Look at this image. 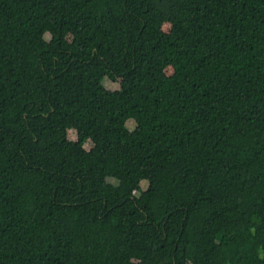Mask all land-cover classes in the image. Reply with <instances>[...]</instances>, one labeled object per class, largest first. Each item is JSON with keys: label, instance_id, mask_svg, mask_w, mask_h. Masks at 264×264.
Masks as SVG:
<instances>
[{"label": "trees", "instance_id": "1", "mask_svg": "<svg viewBox=\"0 0 264 264\" xmlns=\"http://www.w3.org/2000/svg\"><path fill=\"white\" fill-rule=\"evenodd\" d=\"M0 264H264V0H0Z\"/></svg>", "mask_w": 264, "mask_h": 264}, {"label": "rangeland", "instance_id": "2", "mask_svg": "<svg viewBox=\"0 0 264 264\" xmlns=\"http://www.w3.org/2000/svg\"><path fill=\"white\" fill-rule=\"evenodd\" d=\"M102 82L104 83V85L107 88L111 89L112 91L118 90L120 88L119 84L118 83H115V82H112L111 79L108 76L104 77V79L102 80ZM128 128L131 131H134L135 128H136L135 123L134 122H129L128 123ZM109 181L111 183H113V185H117L118 184V182L114 181L113 179H110ZM148 183H149L148 180H143L141 182L143 189H147ZM136 195H137V193H136Z\"/></svg>", "mask_w": 264, "mask_h": 264}]
</instances>
